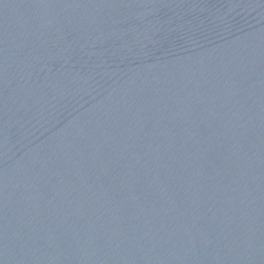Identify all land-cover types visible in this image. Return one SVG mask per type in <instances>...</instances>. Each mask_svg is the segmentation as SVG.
Masks as SVG:
<instances>
[{
  "label": "water",
  "instance_id": "obj_1",
  "mask_svg": "<svg viewBox=\"0 0 264 264\" xmlns=\"http://www.w3.org/2000/svg\"><path fill=\"white\" fill-rule=\"evenodd\" d=\"M0 264H264V0H0Z\"/></svg>",
  "mask_w": 264,
  "mask_h": 264
}]
</instances>
